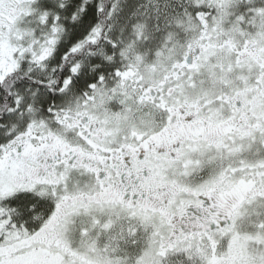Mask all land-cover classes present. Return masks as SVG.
Segmentation results:
<instances>
[{"label": "snow or ice", "instance_id": "6c2138e0", "mask_svg": "<svg viewBox=\"0 0 264 264\" xmlns=\"http://www.w3.org/2000/svg\"><path fill=\"white\" fill-rule=\"evenodd\" d=\"M0 264H264V0H0Z\"/></svg>", "mask_w": 264, "mask_h": 264}]
</instances>
